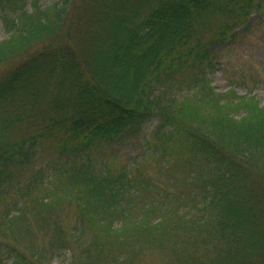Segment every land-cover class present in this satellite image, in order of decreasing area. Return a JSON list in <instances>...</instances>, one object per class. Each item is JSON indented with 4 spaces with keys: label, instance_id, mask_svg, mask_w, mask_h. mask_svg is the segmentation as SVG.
<instances>
[{
    "label": "trees",
    "instance_id": "trees-1",
    "mask_svg": "<svg viewBox=\"0 0 264 264\" xmlns=\"http://www.w3.org/2000/svg\"><path fill=\"white\" fill-rule=\"evenodd\" d=\"M254 12L264 17V0H0V264L47 262L46 249L9 239L30 220L48 225L62 200L77 237L90 223L159 241L178 219L188 264H264V106L212 79ZM48 96L60 114L36 125L38 110L53 112ZM30 122L36 131L15 137ZM141 139L178 156L181 178L111 165ZM92 256L83 247L68 264Z\"/></svg>",
    "mask_w": 264,
    "mask_h": 264
},
{
    "label": "rangeland",
    "instance_id": "rangeland-1",
    "mask_svg": "<svg viewBox=\"0 0 264 264\" xmlns=\"http://www.w3.org/2000/svg\"><path fill=\"white\" fill-rule=\"evenodd\" d=\"M54 1L58 0H40L43 4ZM211 20L210 18L206 21V25L201 27L202 34L207 39L215 36L219 29L217 25L220 20L216 21V18H213V21ZM240 30L239 32H242ZM5 36L0 21V37ZM236 38L232 45L226 46L221 51L224 71L217 70L212 75L213 85L220 92L234 88L239 95L255 96L261 106H264L263 15L254 12L250 16V28L243 33H238ZM1 73L2 70L0 69ZM52 98L48 96L47 99L43 100L41 106L52 109L54 113L38 110L40 116L35 121L36 125L44 122V120H40L43 119L40 113L47 115L60 114V111L53 106V99L55 98ZM36 129L37 127L30 122L26 125L17 126L13 133L15 137H19L32 133ZM156 144L161 145V142L155 139L150 144L147 143L148 147H146L141 139L134 147L116 148L113 153H110L111 165L115 169L120 167V170L124 164H130V168H132L134 167L133 163H136L134 171L150 175L153 179L159 180L160 184H167L170 177L171 179H180L183 170L178 156L172 157L170 155L169 160L168 158L164 159V154L154 148ZM53 154H55L54 151H47L45 158L51 157ZM253 175L258 179L255 174ZM259 178L263 177L259 176ZM52 209L48 225L40 227L36 222L30 220L29 232H17L9 239L15 241V236H17L23 239L22 246L24 248L46 249L48 258L45 264H68L73 258L77 259V255L83 247L93 249L92 260L94 264H188L186 257L189 248L185 244L186 236L181 232L184 223L178 219L168 223V227L171 228L159 241L134 238L131 232L125 236L116 231L97 235L90 223H86L81 238L74 236L71 231V228L78 221L75 205L62 200L53 204ZM120 224L121 222L116 223L115 227L118 228ZM61 227L64 234L59 233L57 235L56 230ZM133 230L137 232L135 229ZM0 237H2L1 234ZM61 240L63 241L62 244L60 243ZM94 241L98 244H95ZM52 251L55 252L52 254ZM5 257V253L0 254V261ZM49 259L50 262L48 263ZM6 260L7 264H11V260Z\"/></svg>",
    "mask_w": 264,
    "mask_h": 264
}]
</instances>
